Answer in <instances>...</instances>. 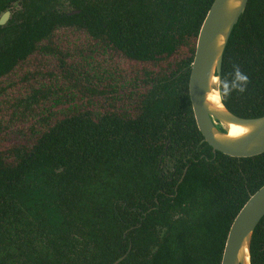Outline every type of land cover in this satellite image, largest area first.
Returning a JSON list of instances; mask_svg holds the SVG:
<instances>
[{
    "label": "trees",
    "instance_id": "trees-1",
    "mask_svg": "<svg viewBox=\"0 0 264 264\" xmlns=\"http://www.w3.org/2000/svg\"><path fill=\"white\" fill-rule=\"evenodd\" d=\"M67 3L0 0V264H221L264 153L213 152L198 129L189 77L213 0ZM221 93L264 115V0L233 29Z\"/></svg>",
    "mask_w": 264,
    "mask_h": 264
},
{
    "label": "water",
    "instance_id": "water-1",
    "mask_svg": "<svg viewBox=\"0 0 264 264\" xmlns=\"http://www.w3.org/2000/svg\"><path fill=\"white\" fill-rule=\"evenodd\" d=\"M248 1L213 0L198 34L189 77L190 99L203 140L213 151L237 158L264 153V115L253 118L237 116L226 107L221 93L223 55ZM10 16V10L5 11L0 17V25L6 24ZM233 127L238 131L231 132ZM263 217L264 185L249 197L235 216L221 264H252V237Z\"/></svg>",
    "mask_w": 264,
    "mask_h": 264
},
{
    "label": "clouds",
    "instance_id": "clouds-1",
    "mask_svg": "<svg viewBox=\"0 0 264 264\" xmlns=\"http://www.w3.org/2000/svg\"><path fill=\"white\" fill-rule=\"evenodd\" d=\"M237 79L239 80V81H246L247 80V77L246 76H244V75H242V74H240L239 72H237ZM241 90H243V89H241Z\"/></svg>",
    "mask_w": 264,
    "mask_h": 264
},
{
    "label": "rangeland",
    "instance_id": "rangeland-1",
    "mask_svg": "<svg viewBox=\"0 0 264 264\" xmlns=\"http://www.w3.org/2000/svg\"><path fill=\"white\" fill-rule=\"evenodd\" d=\"M61 3L63 5L64 10H69L70 9V6L67 3V0H61Z\"/></svg>",
    "mask_w": 264,
    "mask_h": 264
},
{
    "label": "bare ground",
    "instance_id": "bare-ground-1",
    "mask_svg": "<svg viewBox=\"0 0 264 264\" xmlns=\"http://www.w3.org/2000/svg\"><path fill=\"white\" fill-rule=\"evenodd\" d=\"M237 131H238V128H236V127H233L231 130V132H237Z\"/></svg>",
    "mask_w": 264,
    "mask_h": 264
},
{
    "label": "flooded vegetation",
    "instance_id": "flooded-vegetation-1",
    "mask_svg": "<svg viewBox=\"0 0 264 264\" xmlns=\"http://www.w3.org/2000/svg\"><path fill=\"white\" fill-rule=\"evenodd\" d=\"M213 152H215V151H213ZM174 172H175V170H174Z\"/></svg>",
    "mask_w": 264,
    "mask_h": 264
}]
</instances>
